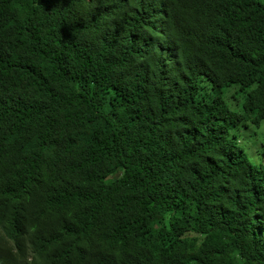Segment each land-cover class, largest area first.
<instances>
[{"label":"trees","instance_id":"16d2710c","mask_svg":"<svg viewBox=\"0 0 264 264\" xmlns=\"http://www.w3.org/2000/svg\"><path fill=\"white\" fill-rule=\"evenodd\" d=\"M262 119L264 0H0V264H264Z\"/></svg>","mask_w":264,"mask_h":264},{"label":"rangeland","instance_id":"374dc122","mask_svg":"<svg viewBox=\"0 0 264 264\" xmlns=\"http://www.w3.org/2000/svg\"><path fill=\"white\" fill-rule=\"evenodd\" d=\"M201 93L215 95L221 93L232 109H241L244 99L243 93L239 90L238 84L227 87L213 88L207 81L203 80ZM241 145L246 149L250 159L255 163H264V119L257 125L247 121L242 123L238 130H235ZM262 154V155H260Z\"/></svg>","mask_w":264,"mask_h":264}]
</instances>
